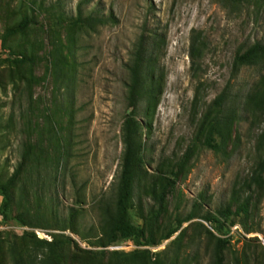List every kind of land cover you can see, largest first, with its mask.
I'll return each instance as SVG.
<instances>
[{
    "label": "rangeland",
    "instance_id": "rangeland-1",
    "mask_svg": "<svg viewBox=\"0 0 264 264\" xmlns=\"http://www.w3.org/2000/svg\"><path fill=\"white\" fill-rule=\"evenodd\" d=\"M89 8L105 20L93 29L71 22ZM23 14L31 23L19 31ZM143 30L159 39L145 70L158 93L137 105L142 163L132 218L141 223L156 207L151 182L156 191L168 184L152 224L155 240L192 217L153 246L125 238L101 257L87 251L105 240L120 126L130 110L127 64ZM191 39L200 46L194 75ZM253 42L264 43V0H0V182L21 165L9 218L0 221V264H13L12 252L22 253L24 264H42L44 251L22 238L31 230L73 240L51 264H115L118 254L127 263V253L142 249L149 253L134 264H211L219 235L201 218L206 214L230 236L222 264H264V57L232 68L234 54ZM19 57L26 61L15 63ZM223 91L219 115L229 125L213 150L202 143L200 124Z\"/></svg>",
    "mask_w": 264,
    "mask_h": 264
},
{
    "label": "trees",
    "instance_id": "trees-1",
    "mask_svg": "<svg viewBox=\"0 0 264 264\" xmlns=\"http://www.w3.org/2000/svg\"><path fill=\"white\" fill-rule=\"evenodd\" d=\"M238 1V0H232ZM34 2H31V4ZM32 9V6H30ZM105 17L99 14L98 10L89 8V13L82 16L80 12L77 13L75 18L71 20L72 23H81L88 26L89 29H93V26L102 23ZM31 23V17L28 14H23L18 21L16 28L19 31H23L28 24ZM145 31V32H144ZM155 32H149L146 30L141 31L138 35L132 51L130 53V59L127 64L128 71V83L126 102L127 107L130 108L129 112L125 114V117L120 126V139H121V155L119 162V169L116 175V188L114 194V201L112 208L105 211L107 216V226L104 233V242L102 248L92 252L91 254L104 256L107 252L106 247L108 245L116 244L122 239L129 238L134 246H153L160 240L170 237L180 226L183 221L190 219L192 216L187 215L185 218L178 220L176 225L169 228L165 233L160 234L159 238L154 239L152 232V224L161 211V205L168 190V184L163 183L159 185L158 191H156L155 182H151L149 186V192L156 204V207L148 208L145 216L142 217V222L137 223L132 218L133 204L132 198L134 193V187L139 179V169L142 163L141 157V142L140 131L141 125L136 119L138 114V104L142 100L154 99L158 93L157 86L155 84V78L151 73L148 75L145 70L149 69L154 62L155 50L158 47L159 39ZM188 56L190 58L189 70L194 75L195 71L199 69L198 60L200 58V46L197 40L191 39L189 43ZM264 57V43L253 42L248 45L243 51L236 52L232 60L233 70H237L243 65H252L256 63L260 58ZM26 61V58H15L14 62L21 64ZM258 90L252 93V99L257 98ZM226 99V93L223 91L218 94L210 102L206 108L202 120L201 127L205 129V136L202 143L213 150L220 148L224 142L227 134V128L229 122L224 120L219 113L223 102ZM252 100V101H253ZM137 110V111H136ZM216 137L218 141L216 142ZM260 167L264 166V157L259 161ZM20 164L13 169L4 181L0 182V221L7 220L9 218L8 210L10 205V190L14 186L20 172ZM247 201L239 204L236 210H244ZM225 214H228L230 210L225 207L223 209ZM21 224H25V221L20 215L13 216ZM203 220L211 225L213 231L219 236H214V245L212 248V261L211 264H222L224 249L228 245L230 236H227V228L223 222L216 219L210 214L203 215ZM206 232L213 236L211 230ZM50 239L38 238L34 230L29 232H23L22 238L35 249H42L41 262L42 264H51V262L57 258L59 250L65 244L71 243L73 240L67 236L51 233ZM149 253V250H132L127 253L126 262L118 254V259L115 264H134L143 260L145 255ZM140 257V258H139ZM13 264H24L23 254L20 252H12ZM235 264H239L235 259Z\"/></svg>",
    "mask_w": 264,
    "mask_h": 264
},
{
    "label": "built area",
    "instance_id": "built-area-1",
    "mask_svg": "<svg viewBox=\"0 0 264 264\" xmlns=\"http://www.w3.org/2000/svg\"><path fill=\"white\" fill-rule=\"evenodd\" d=\"M34 233H35V235H36L38 238H45V239H47V240L50 239V236H49V235L44 234V233H43L42 231H40V230H34Z\"/></svg>",
    "mask_w": 264,
    "mask_h": 264
}]
</instances>
